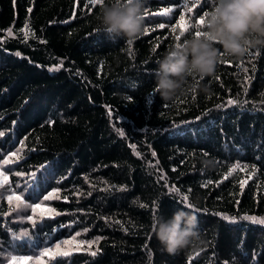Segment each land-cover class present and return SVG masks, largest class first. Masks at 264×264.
Masks as SVG:
<instances>
[{"label": "trees", "instance_id": "1", "mask_svg": "<svg viewBox=\"0 0 264 264\" xmlns=\"http://www.w3.org/2000/svg\"><path fill=\"white\" fill-rule=\"evenodd\" d=\"M103 2L0 0V255L14 244L29 264H51L34 245L68 253L56 264H264V48L221 60L206 92L163 100L153 69L204 28L212 0H146L131 40L99 27ZM16 190L47 214L17 209ZM179 207L197 213L203 243L169 253L154 218Z\"/></svg>", "mask_w": 264, "mask_h": 264}, {"label": "clouds", "instance_id": "2", "mask_svg": "<svg viewBox=\"0 0 264 264\" xmlns=\"http://www.w3.org/2000/svg\"><path fill=\"white\" fill-rule=\"evenodd\" d=\"M146 0H104L97 13L99 27L110 37L135 39L145 27ZM169 48L153 69L154 88L163 100L186 90L207 91L211 76L225 57L241 58L250 48H264V0H212L204 28ZM211 165L210 159H204ZM154 234L163 249L175 253L203 243L198 215L179 207L154 218Z\"/></svg>", "mask_w": 264, "mask_h": 264}, {"label": "snow or ice", "instance_id": "3", "mask_svg": "<svg viewBox=\"0 0 264 264\" xmlns=\"http://www.w3.org/2000/svg\"><path fill=\"white\" fill-rule=\"evenodd\" d=\"M202 3L200 5H195V7L197 9L202 8ZM203 20V18H201V21ZM160 27H164L163 24L160 25ZM181 27L185 28L187 27L185 24L181 23ZM196 34L199 35L200 32L196 31ZM14 143V141H13ZM21 175H23V173H21ZM0 177L3 178V180H7L8 177L4 176V174L2 172H0ZM3 181L0 180V183H2ZM42 189H40L35 183L33 184V187L28 189V197L30 198H34V199H39L40 196V191ZM57 189L53 188L52 192L47 193L48 196H51L52 193L56 192ZM13 199H15V201H17V209H21V206H23L24 208H30V210L35 213L37 210H40V212L45 213V209L47 207V205H41L40 203H32V204H28L27 203V199H26V195H21L19 190L16 191H12L8 196H7V200L9 202H11ZM47 214V213H45ZM5 215H8V213H5ZM25 219L27 221H34L35 217L34 215H27L25 217ZM233 219H235V217H233ZM250 219H252L253 221L256 220V217H250ZM261 223H264V220L260 221ZM24 234L27 235V230H23ZM13 237H15V233H12ZM3 242L0 241V244H2ZM60 244V241H56V247L58 248ZM11 251L8 250H3V252H6L7 255H0V264H29V261H31L33 259V257L31 256H27V255H17L16 252L18 251L14 244L10 246ZM34 248L36 250H38L39 255L35 256L36 260H40L42 256H48L51 259V264H56V259L60 258L61 256H66L68 255V253L66 252H61V253H56L54 252L52 247H40L39 245H34ZM32 249H29V251H31Z\"/></svg>", "mask_w": 264, "mask_h": 264}]
</instances>
